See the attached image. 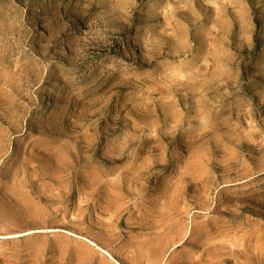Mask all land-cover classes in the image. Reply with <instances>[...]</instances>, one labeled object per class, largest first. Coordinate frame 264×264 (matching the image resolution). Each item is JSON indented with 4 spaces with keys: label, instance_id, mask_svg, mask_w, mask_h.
Here are the masks:
<instances>
[{
    "label": "rangeland",
    "instance_id": "1",
    "mask_svg": "<svg viewBox=\"0 0 264 264\" xmlns=\"http://www.w3.org/2000/svg\"><path fill=\"white\" fill-rule=\"evenodd\" d=\"M0 264H264V0H0Z\"/></svg>",
    "mask_w": 264,
    "mask_h": 264
}]
</instances>
